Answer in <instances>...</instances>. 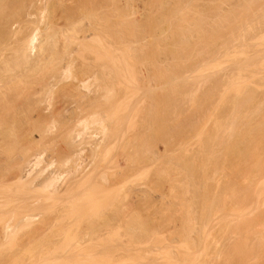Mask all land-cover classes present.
Returning a JSON list of instances; mask_svg holds the SVG:
<instances>
[{
    "label": "bare ground",
    "instance_id": "obj_1",
    "mask_svg": "<svg viewBox=\"0 0 264 264\" xmlns=\"http://www.w3.org/2000/svg\"><path fill=\"white\" fill-rule=\"evenodd\" d=\"M263 27L264 0H0V244L29 251L0 259L264 264Z\"/></svg>",
    "mask_w": 264,
    "mask_h": 264
},
{
    "label": "rangeland",
    "instance_id": "obj_2",
    "mask_svg": "<svg viewBox=\"0 0 264 264\" xmlns=\"http://www.w3.org/2000/svg\"><path fill=\"white\" fill-rule=\"evenodd\" d=\"M263 28H264V27H263ZM261 29H262V28H261ZM261 32H262V35H261V38H262V36H264V35H263V34H264V30L261 31ZM261 32H259V35L261 34ZM259 35H257V36H259ZM257 39L260 40V37H257L256 40H257ZM261 48L263 49V45L261 46V44H260V48H258V49H261ZM258 52H259V50H258ZM261 52H263V50H261V51H260L259 53H257V54L260 55V54H262ZM218 57H219V56H218ZM226 57H227V56H226ZM220 58H221V59H220ZM218 59H220V60H218ZM223 59H225V56H224V57L221 56V57H219V58L216 59V60L219 61V63H218V61L214 60V62L216 61V65H215V67H219L220 65H224V64H226L225 61H224ZM225 60H226V59H225ZM222 61H223V63H222ZM214 62H213V63H214ZM217 63H218V64H217ZM220 63H222V64H220ZM219 64H220V65H219ZM217 65H218V66H217ZM261 86L263 87L264 85H261ZM260 89H262V88H260ZM263 90H264V89H263ZM206 119H207V118H206ZM206 119H204V120L206 121ZM207 121H208V123H209V120H207ZM202 123H207V122L202 121ZM210 123H211V120H210ZM210 123H209V125H210ZM200 125H201V124H200ZM203 125H204V124H202V126H203ZM207 125H208V124H207ZM207 125L205 124L204 126H207ZM202 126H201V128H202ZM208 127H209V126H207V128H208ZM205 128H206V127H205ZM35 134H37V133H35ZM35 134H34V135H35ZM196 134H197V133H196ZM196 134H195V135H196ZM195 135H193L192 137H194ZM35 136L37 137V135H35ZM192 137L186 139L185 142H184V143H186L187 145L190 144V145H188V148H189V146H192L191 143L197 141V140H195V141L192 140V139L197 138V135L195 136V138H192ZM189 139H190V142L188 141ZM186 141H187V142H186ZM62 143H64V142H62ZM160 143H161V142H159V145H157V146H159L158 148L161 149V148H163V147H162L163 144L161 143V145H160ZM195 143H196L197 145H194L193 147L199 145L198 142H195ZM195 143H193V144H195ZM180 144H182V146H184L183 142L180 143ZM180 144H179V146H178V145H177V146L180 147V146H181ZM187 145H186V147H187ZM65 146H66V145H65V143H64V147H65ZM160 146H161V147H160ZM177 146H176V147H177ZM176 147H175V148H176ZM178 147H177V148H178ZM186 147H184V149H186ZM173 148H174V147H173ZM182 148H183V147H182ZM178 149H179V148H178ZM178 149L173 150V151H178ZM104 152H105V151H104ZM109 153H110V152H109ZM109 153H108V151H106V154H107V155H106V154L104 155V153H103V155L109 158V156H108ZM104 158H105V157H104ZM105 159H106V158H105ZM142 168H145V167H142ZM145 169H146V168H145ZM143 170H144V169H140V170H139V171H140V174L137 173V172H136L135 174H136V176H138L137 174H139L140 177L143 176V174H144L145 178H144V176H143V177H141V179H140V177H135V174H134V176H132V178H134V180H130V182H131L130 184L133 185V184H135V183H137V182L141 183L142 180H143V182L145 183V182H146L145 180H147V179H146V178H147L146 176H148L149 184H150L152 187H154V186H153L154 184H151V183H154V182H151V179L149 180V175H145L147 172H146V170H144V172H143ZM142 178H143V179H142ZM135 180H136L137 182H136ZM140 181H141V182H140ZM242 181L244 182V180H242ZM242 181H241V182H242ZM259 181H261V179H259ZM133 182H134V183H133ZM257 182H258V181H257ZM139 183H137V184H139ZM144 183H143V184H144ZM147 183H148V182H147ZM168 183H169V182H168ZM168 183L166 182V183L163 185V187L165 186V187H164L165 192H167V191L170 190V189H168V188H171V186H169ZM244 183H246V182H244ZM166 184H167V185H166ZM169 184H170V183H169ZM168 186H169V187H168ZM155 189H157V188H155ZM155 189H152V188H151L150 191L155 192V191H156ZM166 190H167V191H166ZM157 191H158L159 193H161L160 190H157ZM153 192H152V193H153ZM158 192H155V193H157V194L154 193V195L157 196V195L159 194ZM150 193H151V192H150ZM152 193H151V195H153ZM168 193H169V192H168ZM154 195H153V196H154ZM153 198H155V196H154ZM168 198H169V197H168ZM236 207H237V206H236ZM237 208L239 209V208H244V207H242L241 205H239ZM243 210H245V209H243ZM243 210H242V211H243ZM174 224L176 225V222L173 223V225H174ZM165 232L167 233V230H166ZM163 233H164V232H163ZM166 233H165V234H166ZM263 234H264V233H263ZM208 236H209V235H208ZM7 242H8V241H7ZM10 242H11V241H9V245H8V247H7L6 243H4L5 245L0 244V249L2 248L1 245H3V247H5V248L7 247V248H8L9 251H8L7 253H9V252L11 251V249L13 250V248H15L14 251H16V250L18 249L17 246H16V244H15L16 241H13L11 245H10ZM164 242H166V241H164ZM168 242H169V241H168ZM168 242H167V243H168ZM22 243H23V242H22ZM25 243H26V244H25ZM25 243H24L25 245L20 243V245L22 246L21 248L19 247L20 245L18 244V247L20 248V250H22V253H20L21 251L18 249L19 251L17 250L16 253L13 252V253H11V254H7V255H11V256H12V254H15V255L21 257V255L23 256V254L25 253V255H27V256L29 257V255H28L29 251L27 250V251H26L27 254H26L25 249H27V248H24L25 246H27L28 242H25ZM167 243H165V244H167ZM169 243H170V242H169ZM29 244L31 245V243H29ZM158 244H159V243H158ZM158 244H157V245H158ZM14 245H15L16 247H13V248H12V246H14ZM30 245H29V246H30ZM154 245H155V244H154ZM162 245H163V246H162ZM9 246H10V248H9ZM29 246H28V249L31 247V246H30V247H29ZM161 246H162V247H161ZM32 247H34V245H32ZM48 247H50V246H48ZM167 247H168V248H171V247H174V246H171V247H170V244H169V246L167 245V246H165V248H164V244H163V242H162L160 246H152V250H153V251H155V250H160L159 253H161L162 255H163V253L165 252L164 255H163V257H164V258L166 257L165 259L167 260V255H168V251H169V249H168L167 251H164V250L167 249ZM201 247H203V246L201 245ZM201 247H198V248L200 249ZM7 248H6V249H7ZM23 248H24V252H23ZM34 248H35V247H34ZM161 248H162V249H161ZM163 248H164V250H163ZM197 250H198V249H197ZM33 251H34V250H33ZM198 251L202 252V248H201L200 250H198ZM198 251H197V252H198ZM19 253H20V255H18ZM153 253H154V252H153ZM155 253H156V251H155ZM155 253H154V254H155ZM159 253H158V251H157V253H156L157 256L160 255ZM198 253H199V252H198ZM198 253H197V255H200V256H198V257H199V258H200V257L202 258V255H201V254H198ZM32 254H34V253L32 252ZM131 254H132V253H131ZM158 254H159V255H158ZM166 254H167V255H166ZM7 255L5 256V258L1 257V259H0V264H8V263L10 264V262L12 261V259H9L10 256L7 257ZM15 255H13V259H15ZM34 255L36 256V254H34ZM125 255H126L127 257L130 256L129 253H128V254L125 253L124 256L120 259L123 263H126V261H125V260H126V256H125ZM133 255H136V254H133ZM165 255H166V256H165ZM17 256H16V257H17ZM30 256H31V255H30ZM25 257H26V256H25ZM33 257H34V256H32V258H27V257H26V260H27V259L29 260V262H27V261H26V262L29 264L30 261L33 259ZM159 257L161 258V255H160ZM10 258H11V257H10ZM35 258H36V257H35ZM164 258H162L161 260H164ZM4 259H5V260H4ZM6 259H7V261H6ZM8 259H9V261H8ZM16 259H17V260H18V259L20 260V258H16ZM16 259L14 260V262L16 261ZM253 259H254V258H253ZM253 259L251 258L250 261L252 262ZM1 260H2V261H1ZM10 260H11V261H10ZM19 260H18V262H19ZM120 260H118V263H119V264H120V263L123 264ZM255 260H256V259H255ZM255 260H253L252 263L258 264V262H254ZM5 261H6V262H5ZM250 261H249V262H250ZM257 261H258V259H257ZM20 262H21V260H20ZM23 262H24V261H23ZM31 262H33V261H31ZM59 262H60V261H59ZM59 262H58V263H59ZM251 262H250V264H252ZM15 263L17 264V261H16ZM15 263H14V264H15ZM11 264H13V262H11ZM18 264H19V263H18ZM20 264H21V263H20ZM60 264H64V262H60ZM137 264H138V263H137Z\"/></svg>",
    "mask_w": 264,
    "mask_h": 264
}]
</instances>
